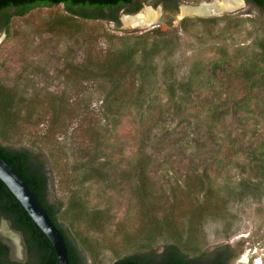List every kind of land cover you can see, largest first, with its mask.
Returning <instances> with one entry per match:
<instances>
[{
	"label": "rangeland",
	"instance_id": "rangeland-1",
	"mask_svg": "<svg viewBox=\"0 0 264 264\" xmlns=\"http://www.w3.org/2000/svg\"><path fill=\"white\" fill-rule=\"evenodd\" d=\"M202 1L218 0H179L181 8ZM242 1V7L221 15H189L173 23L170 17L161 20L159 16L153 23L158 29H131L121 17L123 26L107 19H92L83 21L81 32L60 35L46 32L45 24L54 14L64 13V6L39 7L24 16H12L9 37L1 34L0 84L15 89L22 105L14 128L6 131L0 144L15 151L30 150L39 160L48 161V198L62 211L72 193H77L90 211H103V230L99 234L80 227L91 254L75 242L86 264H114L119 257L135 253L124 249L125 234L136 233L144 213L132 170L135 163L147 160L149 172L155 176V201L162 203L165 197L170 198L167 210L159 216L170 215L174 227L183 230L192 209L185 182L193 169L207 176L203 179L213 189L214 213L202 223L197 239L199 251L190 252V256L217 255L227 247L232 255L227 264H264V172L242 155H227L234 138L243 146L264 141V119L255 115L242 130L234 121L242 115L234 116L230 104L225 107L226 94L219 100L207 91L204 98L193 97L176 112L168 100L173 84L187 86L193 70L200 68L199 63L215 58L218 48L238 60L260 52L255 42L264 37V7ZM147 8L159 15L162 9L157 2L145 4L146 12ZM143 34L150 41L164 36L172 40L152 64L149 61L145 65L153 76L148 83L151 87L146 85L139 98L130 92L132 80H126L124 89L132 93L130 104L125 103L119 115L105 113V84L86 80L75 68L85 67L90 53L102 58L121 48L124 38ZM139 84L136 78V87ZM175 93L177 101L185 95L183 89L176 88ZM52 105L65 108L54 125ZM159 106L163 118L155 125ZM90 159L94 167L111 163V179L82 182ZM117 164L123 175L113 169ZM198 198V203L203 201V195ZM172 205L174 209H170ZM0 238L12 248L13 260L24 258L21 234L4 220ZM165 246L159 239L152 251L158 256Z\"/></svg>",
	"mask_w": 264,
	"mask_h": 264
},
{
	"label": "trees",
	"instance_id": "trees-1",
	"mask_svg": "<svg viewBox=\"0 0 264 264\" xmlns=\"http://www.w3.org/2000/svg\"><path fill=\"white\" fill-rule=\"evenodd\" d=\"M129 1L131 0H0V15H5L0 23V32H5L6 37H9L12 16H24L34 8H51L60 5L64 6L65 14L58 12L49 18L45 24V31L48 33L55 35L79 33L83 21L92 19L97 21L107 19L118 25V7ZM250 1L259 7H264V0ZM105 9L109 12L108 16L105 14ZM12 10H14L13 14H11ZM171 42L172 40L166 36L155 37L150 41L145 34L135 36V38H124L121 48L107 53L102 58L90 53L84 62L85 67L75 69L76 72L83 73L86 80H99L105 84V89H107L104 98L105 113L119 115L123 110V105L130 104L132 95L130 92L134 91V96L141 98L146 89L145 86L151 87L148 83L153 76L145 65L149 64V61L152 64L155 57L165 51ZM255 45L260 52L254 57L244 60L230 57L224 48H218L215 58L204 64L199 63L200 68L197 67L199 69H196V72L193 70L192 80L189 84H185L188 88L183 83L177 86L173 84L168 97L169 102L172 103L171 109L176 112L181 109L180 105L183 103L189 104L193 97L204 98L203 93L210 91L209 93L216 94L219 100L226 94L225 107L230 104L234 116L242 115L241 119L234 120L238 122V126L242 130L245 129L247 121L255 115L264 119V37L257 39ZM136 78L140 80L137 87ZM126 80H132L129 83L132 89L128 93L124 89ZM176 88L185 91V95L180 96L178 101L177 94H174ZM128 98L129 101H127ZM21 105L22 100L17 97L15 89L0 84V138L5 136L6 131L14 128ZM52 106V112L56 119L53 122L54 125L58 122V113L63 112L65 108L63 105H59L57 108L55 105ZM113 107L115 111L111 110ZM162 107L164 108L163 105ZM160 109L159 118L156 120L158 123L155 125H158L163 118L162 108L160 107ZM94 131L97 132V130ZM237 140L238 138H234L230 141L227 155L230 157L242 155L256 164L260 172L263 173L264 141L252 142L243 146L241 143L238 144ZM0 156L18 170L52 222L64 236L68 248L69 264H86L85 256L79 251L77 244L90 254L91 247L88 239L82 237L80 227L83 226L87 232L92 230L99 234L103 230L101 226L103 211L98 209L90 211L86 206L87 203L80 200L77 193H72L69 203L63 211L61 207L51 203L48 198L51 177L49 163L47 160H39L38 156L30 150L15 151L0 144ZM149 159L151 158L149 157ZM92 164L93 159H90L87 163L88 172L83 175L82 182L87 183L92 179L99 181L111 179L109 173V170H112L111 163L105 162L98 167H94ZM19 166L20 169H18ZM149 168V160H147L135 163L132 170L135 192L139 195L140 206L144 213L136 233L125 234L124 249L127 251L130 248L135 253L119 257L114 264H227L232 257L227 247L217 255L190 256L199 251L197 239L202 223L207 217L212 216L215 209L212 199L213 189L211 186H207L203 179L207 176L199 174L198 169L195 168L186 178L185 191L190 201L192 200V209L182 230V228L172 225L173 220L167 213L166 216L165 213H162L164 216L162 218L159 216L161 212L167 210L170 198H166L167 193H163L164 202L155 201L157 200L154 196L155 184L153 180L155 176L149 172ZM113 169L119 170L121 174L123 172L119 164L114 165ZM204 173L206 174V171ZM129 176L126 174L127 178ZM199 195H203V201L200 203H198ZM246 195L247 192L242 193L241 197ZM170 209H174V205L170 206ZM1 219L9 221L12 227L21 234L26 255L21 260H13L10 257L8 245L0 238V264H56V254L48 238L0 180V221ZM172 227L175 229L173 230ZM159 239L164 241L166 246L163 253L157 256L152 249ZM190 252L191 254H189Z\"/></svg>",
	"mask_w": 264,
	"mask_h": 264
},
{
	"label": "water",
	"instance_id": "water-1",
	"mask_svg": "<svg viewBox=\"0 0 264 264\" xmlns=\"http://www.w3.org/2000/svg\"><path fill=\"white\" fill-rule=\"evenodd\" d=\"M152 9V8H150ZM153 10V9H152ZM233 10L214 11V15L223 13H231ZM181 15V18H184ZM155 25H142L141 28H150ZM20 169V166L18 167ZM0 180L4 183L11 194L18 200L24 210L28 213L33 222L43 232L52 244L56 254V264H69L68 248L64 236L52 222L51 218L38 201L37 196L31 191L28 184L19 174L18 170L11 166L6 160L0 156Z\"/></svg>",
	"mask_w": 264,
	"mask_h": 264
},
{
	"label": "flooded vegetation",
	"instance_id": "flooded-vegetation-1",
	"mask_svg": "<svg viewBox=\"0 0 264 264\" xmlns=\"http://www.w3.org/2000/svg\"><path fill=\"white\" fill-rule=\"evenodd\" d=\"M189 1L195 2L196 0H189ZM151 2H153V3H156L157 2L162 7V9L160 11V15H159L160 16L159 18L161 20H164L166 17H170V19L172 20V23H173L177 19L179 21H181V19H183V18L180 19L181 15H182L181 14V9L182 8H181V5H180L181 3L179 2V0H151V1L150 0H131V1L126 2V3H122L124 5H121L120 7H118V10H117V13L119 14L118 15V17H119L118 18V20H119L118 26L120 24L122 25V23H123L122 20H121V17H123L124 19H126L128 17L130 19L131 18H134L136 20V22H134L133 24H129L128 25L129 28L134 29V28L141 27L142 26V23H143V20H144L145 13H146V10H144L145 9V4L149 5V4H151ZM89 9H92V8H89ZM11 12H14V10H12ZM105 12H108V10L105 9ZM120 15H122V16H120ZM4 16H3V14L0 15V23H1V20H3ZM181 22H180V24H181ZM113 23H115V22H113ZM155 27L156 28H154V29H158V26H155ZM1 34L2 35H6L5 32H0V37L2 36ZM2 220L6 221V222H9V221H7L5 219H1L0 224L2 223ZM10 226H11L12 230H14L15 232H17L12 227L11 224H10ZM8 247L10 249L9 254H10V257H11V252H12L11 250H12V248L9 245H8Z\"/></svg>",
	"mask_w": 264,
	"mask_h": 264
},
{
	"label": "bare ground",
	"instance_id": "bare-ground-1",
	"mask_svg": "<svg viewBox=\"0 0 264 264\" xmlns=\"http://www.w3.org/2000/svg\"><path fill=\"white\" fill-rule=\"evenodd\" d=\"M243 6L242 0H218L212 2L202 1L199 5H191V6H183L181 9V14L184 16L189 15H197V16H206L212 15L214 11H225V10H233L238 9ZM146 19L144 17V24L142 25H150L157 21V17H159V12L153 11L152 9H147ZM128 18V17H127ZM124 19L125 25L133 24L136 22L134 18ZM138 18V17H137ZM139 23V22H138ZM137 25V24H136ZM138 26V25H137Z\"/></svg>",
	"mask_w": 264,
	"mask_h": 264
}]
</instances>
